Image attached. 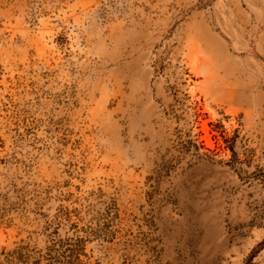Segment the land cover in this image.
Masks as SVG:
<instances>
[{
    "label": "rangeland",
    "instance_id": "374dc122",
    "mask_svg": "<svg viewBox=\"0 0 264 264\" xmlns=\"http://www.w3.org/2000/svg\"><path fill=\"white\" fill-rule=\"evenodd\" d=\"M264 0H0V264H264Z\"/></svg>",
    "mask_w": 264,
    "mask_h": 264
},
{
    "label": "water",
    "instance_id": "95a60500",
    "mask_svg": "<svg viewBox=\"0 0 264 264\" xmlns=\"http://www.w3.org/2000/svg\"><path fill=\"white\" fill-rule=\"evenodd\" d=\"M264 245V243L263 244H261L259 247H261V246H263Z\"/></svg>",
    "mask_w": 264,
    "mask_h": 264
}]
</instances>
